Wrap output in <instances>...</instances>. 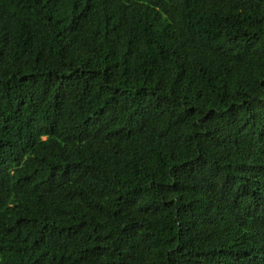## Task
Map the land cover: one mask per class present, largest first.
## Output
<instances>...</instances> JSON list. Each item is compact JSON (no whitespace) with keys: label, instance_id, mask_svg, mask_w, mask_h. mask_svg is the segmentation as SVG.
I'll use <instances>...</instances> for the list:
<instances>
[{"label":"trees","instance_id":"trees-1","mask_svg":"<svg viewBox=\"0 0 264 264\" xmlns=\"http://www.w3.org/2000/svg\"><path fill=\"white\" fill-rule=\"evenodd\" d=\"M0 264H264V0H0Z\"/></svg>","mask_w":264,"mask_h":264}]
</instances>
